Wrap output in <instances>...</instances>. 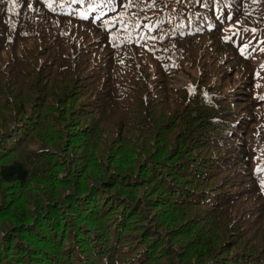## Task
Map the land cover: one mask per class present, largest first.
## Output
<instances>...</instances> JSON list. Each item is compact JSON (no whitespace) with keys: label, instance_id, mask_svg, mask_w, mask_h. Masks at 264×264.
<instances>
[{"label":"trees","instance_id":"16d2710c","mask_svg":"<svg viewBox=\"0 0 264 264\" xmlns=\"http://www.w3.org/2000/svg\"><path fill=\"white\" fill-rule=\"evenodd\" d=\"M0 264H264V0H0Z\"/></svg>","mask_w":264,"mask_h":264},{"label":"rangeland","instance_id":"374dc122","mask_svg":"<svg viewBox=\"0 0 264 264\" xmlns=\"http://www.w3.org/2000/svg\"><path fill=\"white\" fill-rule=\"evenodd\" d=\"M177 78H178V80H179V82H178L177 85H181V83H183L184 80H185L183 76H178Z\"/></svg>","mask_w":264,"mask_h":264},{"label":"snow or ice","instance_id":"6c2138e0","mask_svg":"<svg viewBox=\"0 0 264 264\" xmlns=\"http://www.w3.org/2000/svg\"><path fill=\"white\" fill-rule=\"evenodd\" d=\"M241 47H242V49L245 47L244 45H241ZM242 55H243V51H242V53H241Z\"/></svg>","mask_w":264,"mask_h":264},{"label":"bare ground","instance_id":"6f19581e","mask_svg":"<svg viewBox=\"0 0 264 264\" xmlns=\"http://www.w3.org/2000/svg\"><path fill=\"white\" fill-rule=\"evenodd\" d=\"M81 162H82V161H81ZM1 169H2V168H1ZM40 185H41V184H40ZM84 191H85V190H84ZM83 195H84V194H83ZM23 206H24V205H23ZM21 208H22V206H21ZM40 210H41V209H40ZM40 210H39V211H40ZM113 214H114V213H113ZM37 216H38V215H37ZM60 225H61V224H60ZM75 225H76V224H75Z\"/></svg>","mask_w":264,"mask_h":264}]
</instances>
